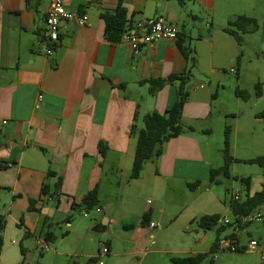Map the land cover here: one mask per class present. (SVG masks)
<instances>
[{
	"label": "crops",
	"instance_id": "1",
	"mask_svg": "<svg viewBox=\"0 0 264 264\" xmlns=\"http://www.w3.org/2000/svg\"><path fill=\"white\" fill-rule=\"evenodd\" d=\"M52 1L0 0V121L7 122L0 129V166H5L0 168V196L9 202L8 212L1 214L20 224L30 238L40 221L44 218L47 225L64 202L80 206L97 188L99 207L94 210L108 227L114 203L119 195L125 200L126 183H133L149 193L143 199L146 222L142 218L140 226H129L132 253L142 264L143 247L156 230L149 224L155 223L154 215L162 219L166 214L160 198L165 189L211 182L215 167L206 157L204 124L212 119L215 95L204 83L189 89L182 119L186 132L168 141L163 154L147 161L135 180L130 175L137 137L131 129H141L148 113L163 114L177 102L180 82L169 79L191 66L178 43L185 47L193 39L192 31L181 33L179 24L193 10L213 15L216 2L191 0L181 6L174 0H123L126 29L142 26L144 32L145 22L159 18L179 29L176 41L142 45L135 52L129 44L106 38L102 13L116 10L119 0H65L69 12L88 16V24L63 22L59 45L48 56L46 16ZM150 80L163 82L155 95L149 91ZM101 143L107 147L105 156ZM45 184L47 194L42 193ZM153 198L160 204L153 207ZM198 206L205 205L187 210L186 221L221 214L214 209L200 215ZM6 231L7 225L3 236Z\"/></svg>",
	"mask_w": 264,
	"mask_h": 264
},
{
	"label": "rangeland",
	"instance_id": "2",
	"mask_svg": "<svg viewBox=\"0 0 264 264\" xmlns=\"http://www.w3.org/2000/svg\"><path fill=\"white\" fill-rule=\"evenodd\" d=\"M215 2L213 15L206 14L203 9L193 10L179 24V29L181 33L192 31L193 37L185 46L196 59L188 90L197 83H204L216 98L212 119L202 123L208 128L204 135V142L209 144L206 157L215 169L224 166L225 129L228 127L230 155L234 161L229 175L219 174L214 182H201L195 189L187 183L180 184L175 190L165 189L160 198L166 214L162 219L154 215L155 224L160 227L143 247L146 256L142 264H171L173 257L193 254H205L202 264H264V221L245 223L241 218L240 223H236L231 210L235 196H239L242 203L248 195L264 188L263 169L257 164L246 163L264 155V121L260 116L264 112V0ZM233 15L237 16L234 18ZM241 15L253 18L258 29L254 33H240L242 43H238L225 28ZM258 83L262 86L261 98L257 95ZM238 91L241 97H238ZM242 179L249 180L248 189ZM134 186L126 183L125 200L119 195L114 209L108 214L111 224L105 231L96 229L105 222L96 210L74 209L67 207L65 202L47 219V225L43 224V218L28 239L21 232L20 224L6 217L7 231L3 236L0 264H21L23 260L24 264H85L90 258H97L94 264H139L140 259L132 253L134 243L130 232L133 227L140 226L143 205L146 206L147 201L143 199L149 193ZM3 196H0L2 214L9 208V202ZM159 200L153 198V207L160 204ZM197 204L205 205L197 207L200 215L204 211L220 209L221 218L229 219L230 225H226L220 238L235 239L240 252L211 251L217 234L203 231L196 223L186 221L187 210H193ZM255 211L264 216V205ZM48 233L53 237L49 242L45 240ZM251 240L259 242L261 247L256 251L246 250ZM42 244L47 247L42 249ZM103 244L111 247L110 253L103 254ZM21 247L26 249L25 258Z\"/></svg>",
	"mask_w": 264,
	"mask_h": 264
},
{
	"label": "trees",
	"instance_id": "3",
	"mask_svg": "<svg viewBox=\"0 0 264 264\" xmlns=\"http://www.w3.org/2000/svg\"><path fill=\"white\" fill-rule=\"evenodd\" d=\"M179 5L184 6L187 1L191 0H174ZM197 1V0H192ZM126 9L123 6V0H119L118 6L116 10L113 12L104 11L102 13V18L105 21V34L106 38L113 43L120 42L121 35L126 30ZM258 25L257 22L248 16L241 15L238 16L234 21L229 23V26L225 28V32L231 35L238 43H242V37L240 33H254L257 31ZM182 52L186 56L187 59L190 60L191 66L189 70L182 75L172 76L169 81H179L178 88V100L177 102L170 107L165 113L152 112L148 113L143 117V127L139 129L136 125L132 126L131 134L137 137V145L135 150V156L133 161V167L130 175V180L138 179L143 171L144 165L147 161L153 158H159L164 151L165 144L171 139L177 138L183 135L186 130L183 125V110L185 104L189 97L188 83L190 80V76L192 74V69L196 66V59L191 55V51L186 47L182 46L181 43H178ZM147 83L150 84L149 91L151 94L155 95L159 90L163 87V82L160 80H150ZM121 88H125V86H120ZM257 95L258 97L262 96V86L260 83L256 85ZM238 97H241V92L238 91ZM247 99V96L244 97ZM260 116L264 117V112L260 114ZM101 154L103 156L106 155L107 147L104 144L99 145ZM224 160L225 164L220 169L211 170V182H214V178L219 175H229V168L233 163L234 159L230 155V129L227 127L225 129V141H224ZM249 164H257L263 169L264 175V155L250 159L246 161ZM5 166H0L3 168ZM244 183L247 185V189L249 186L248 179H242ZM199 186V183L189 184L191 189H195ZM60 187V182L56 185L55 190H58ZM48 186L45 184L42 189L43 194H47ZM31 211L34 210L33 204L34 201H31ZM264 205V188L255 193L254 195H248L246 200L242 203L237 201H232L231 210L236 218V223H240V219L248 216L253 211L258 209L260 206ZM82 208L87 211H91L99 207V199H98V190L95 188L94 190L87 193L80 206L72 204V208ZM221 218L220 215H203L201 217L195 218L192 223H196L199 229L203 231H211L215 230L217 234L216 240L212 245L211 251L215 252L219 249L220 235L226 229V225L219 226L218 220ZM147 216H143V221L146 222ZM7 225V220L4 215L0 212V251L3 244V233L5 231ZM230 225V224H229ZM29 237L28 234L25 235L27 239ZM233 237H235L233 235ZM53 239L52 235L49 233L45 235V240L47 242ZM241 251V250H240ZM239 251V252H240ZM21 253L23 258L26 257V249L21 247ZM205 258V254H196L190 255L186 257H173L171 258V264H202ZM97 261V258H90L85 264H94ZM21 264H24V260Z\"/></svg>",
	"mask_w": 264,
	"mask_h": 264
},
{
	"label": "built area",
	"instance_id": "4",
	"mask_svg": "<svg viewBox=\"0 0 264 264\" xmlns=\"http://www.w3.org/2000/svg\"><path fill=\"white\" fill-rule=\"evenodd\" d=\"M88 16H76L73 13L69 12L65 6V0H53L51 6L47 12L46 16V31H45V53L48 56H51L54 53L55 47L59 45L60 41V28L63 22H74L79 26H86L88 24ZM147 30L142 32V26L137 28H127L121 35L120 42L129 44L131 48L137 52L142 45H151L153 43L167 40V41H176L179 35L178 27L170 23L163 18L157 20H151L145 22ZM42 97H39L41 100ZM264 121V117H263ZM6 121H0V129L2 126L6 125ZM234 201L240 202V197L235 196ZM149 204L151 201L148 202ZM87 216V213L84 214ZM242 221L245 223L258 222L262 223L264 221V216L258 211H255L253 214H249L242 218ZM230 221L227 218H220L218 220V225H229ZM149 227L151 229H157L160 225L155 223H150ZM46 244H42L41 248H46ZM258 247H261L259 242L256 240H251L249 247L246 250L256 251ZM220 250H230L239 252L240 247L237 244L235 239L224 238L219 242ZM262 253L264 254V244L262 245ZM103 254L109 253V248L107 245H102ZM102 264V263H101Z\"/></svg>",
	"mask_w": 264,
	"mask_h": 264
},
{
	"label": "water",
	"instance_id": "5",
	"mask_svg": "<svg viewBox=\"0 0 264 264\" xmlns=\"http://www.w3.org/2000/svg\"><path fill=\"white\" fill-rule=\"evenodd\" d=\"M98 231H100V230H106V225H105V222L104 223H102V224H100V225H98L97 226V228H96Z\"/></svg>",
	"mask_w": 264,
	"mask_h": 264
}]
</instances>
